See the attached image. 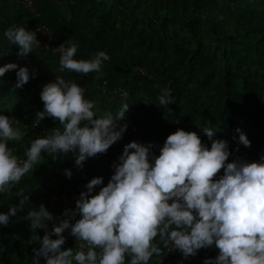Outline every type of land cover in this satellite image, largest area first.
Masks as SVG:
<instances>
[{"label": "clouds", "instance_id": "clouds-1", "mask_svg": "<svg viewBox=\"0 0 264 264\" xmlns=\"http://www.w3.org/2000/svg\"><path fill=\"white\" fill-rule=\"evenodd\" d=\"M3 35L19 47L18 57H27L40 46L36 32L24 26L9 27ZM59 48L61 68L79 74L99 72L110 59L104 51L76 59L77 45L72 41ZM11 70H16L13 90L35 76L27 66L9 62L0 66V77ZM84 92L61 76L44 84L43 110L37 112L33 127L46 117L58 121V126L35 138L25 159L8 146L23 138L21 122L0 114V195L11 194L25 176L33 175L42 154L53 159L61 153L75 154V165L82 169L87 159L105 154L122 138L127 124L120 121L129 104L124 103L115 115L110 111L98 115ZM158 100L159 105L170 104V89L161 88ZM215 131L202 129L211 141L209 147L196 131L178 128L167 136L158 155L152 142L133 140L113 163L107 184L102 176L89 180L75 207L64 210L63 219L44 204L28 210L25 219L31 222L32 233L44 230L42 237L32 236L39 243L34 254L45 257L46 264H149L153 256L163 255L161 245L179 250L185 258L215 246L218 254L204 264H264V154L259 160L229 161L228 142L213 139ZM236 131L239 143L250 147L247 135ZM65 174L72 176L70 169ZM15 196L19 203L0 212V225H7L28 204L29 195L22 189ZM48 222H53L51 230ZM65 230L77 241L75 251L62 249Z\"/></svg>", "mask_w": 264, "mask_h": 264}, {"label": "trees", "instance_id": "trees-1", "mask_svg": "<svg viewBox=\"0 0 264 264\" xmlns=\"http://www.w3.org/2000/svg\"><path fill=\"white\" fill-rule=\"evenodd\" d=\"M34 1L41 6L38 8L41 14L37 16L21 0H0V34L9 27L24 26L35 31V24L50 26L53 12L59 13L58 10L52 3ZM112 1L119 17L102 1L64 0V23L54 31L56 43H75L76 59H90L98 51L106 52L110 59L103 62L99 72L84 75L65 70L61 76L84 88L85 98L93 100L101 110L121 103L130 104L134 97L145 101L142 120L136 122L134 111L125 116L120 121L127 124L122 138L105 154L87 159L82 169L75 165V154L61 153L55 159L43 154L44 164L37 165L33 175L25 176L13 188L16 192L22 189L29 195L28 204H25L29 208L10 217L7 225H0V256L6 264H46L45 257L34 254L33 248H38L39 243L32 240L36 234L42 237L44 230L37 229L36 234L32 233L30 221L25 219L27 211L41 204L47 207L46 202L61 198L70 200L69 208H74L79 193L93 177L102 176L107 184L114 171L108 167L118 162L124 146L133 140L144 144L152 142V150L158 155L160 138L165 140L178 127L196 131L208 145L209 140L202 132L205 127L215 129L214 135L225 131L238 139L237 128L241 130L243 126L251 125L256 129L258 146L264 149L262 0ZM223 39L235 44L237 51L231 46L221 53L209 52L203 44L204 40H209L217 45ZM180 40L185 41L181 43ZM189 40H193L191 45ZM6 46L7 57L0 56V66L10 62L11 50H19L8 41ZM60 55L61 52L52 49L41 58L29 53L22 66H27L30 73L35 72V76L22 88L13 90L16 79L7 83L4 75L0 77L4 83L0 85V92L11 93L20 100L27 98L28 93L36 92L35 97L43 107L40 92L44 84L54 81L59 73L53 71L52 65H59ZM218 64L221 71H216ZM13 77L16 78V74ZM154 77L167 81L170 104L159 105L160 92L154 85ZM44 122L46 130L43 133L37 129L26 132L34 138V135L50 134L51 129L58 126L57 121L49 126L47 118ZM129 124L137 125L133 126L136 133ZM20 142L10 141L9 145L17 147L18 157L25 158ZM30 145L31 142L28 147ZM45 165L50 169L48 173L42 172ZM51 165L60 170L53 173ZM65 169L71 170V178L67 177ZM9 206L8 203L3 212H7ZM64 236L62 249L73 248L75 251L77 242ZM161 248L163 255L153 256L149 264H204L206 259L218 254L215 246L202 248L195 256L187 258L179 250L168 253L164 252L163 245Z\"/></svg>", "mask_w": 264, "mask_h": 264}, {"label": "rangeland", "instance_id": "rangeland-1", "mask_svg": "<svg viewBox=\"0 0 264 264\" xmlns=\"http://www.w3.org/2000/svg\"><path fill=\"white\" fill-rule=\"evenodd\" d=\"M97 1L104 2L106 8L110 9V11H112L116 16H118L117 11L114 9V3L112 0H97ZM262 1L263 2L261 3L260 6L264 7V0H262ZM41 2L44 4L52 3L56 7V9L58 10L59 13L53 12V20H52L50 26H45V25L40 26L38 24H35L33 26V30H35V32L37 34V39L40 41V46L34 48L32 53L38 55V58H41L43 54H48L50 49H52L54 52H58V53L60 52L59 46L61 45V43H56L54 31L57 30L60 25L61 26L63 25V23H64L63 18L65 16V12H63V10H62V6L64 5V0H41ZM21 3L24 4L27 8H29L31 10V12L34 14V16L41 14L38 10V8H41V6H39L34 0H21ZM183 41H185V40H180L181 43ZM192 43H193V40L190 41V45ZM6 44H7V40L5 39V37L2 34H0V56H2V57H7L6 54L8 52V49H7ZM203 44L206 47L207 51H209V52L215 51L216 53H218V52L221 53L224 49H226L228 47L230 48L231 46L235 52L237 51V46L235 44H233L232 42H228L224 39L221 40L219 43H217V45H216L215 41H209V40H204ZM18 51H19L18 49H15V51L11 50L12 53H11V55H9V59H10V62H15V63H17L18 66H22L24 63L25 57H18L16 55V53ZM52 66H53V71L55 73L59 72V73H57V76H61V72H63V71H61L59 68L60 64L57 66L53 64ZM139 70L144 71L141 68H139ZM216 71H221L220 64H218L216 66ZM13 74H16V70L8 71L5 74L7 83L11 84L16 79L15 77H13ZM144 74L146 75L145 71H144ZM3 84L4 83H3L2 79L0 78V85H3ZM154 85H155L157 91L160 92L161 88H167V81L165 80V78L154 77ZM36 94H37L36 92H30V93H28L27 98L20 100V99L16 98L11 93L0 92V111H1L0 114H5L4 112L6 111L5 115H8L9 117H15L17 120H19L21 122V124H20L21 130L25 134H24L23 138L20 140L21 142L20 141H17V142L21 143L24 152L28 148V144H30V142H32L35 137L39 136V135H36V136L34 135V138H33L32 135L30 136V133L28 134L26 132L27 129H31V131L33 132L34 129L30 125V120H35L37 112L43 110V107L39 103V99L37 97H35ZM136 99H137V97L132 98L133 102L130 104H129V102H126L127 104H129V108L126 112V116H129L130 114H132V111H134L136 113L134 119L136 120V122H138V121L142 120L141 116L144 115V112H145L144 110L146 109L147 103L145 101H138ZM123 104L124 103L109 107L107 110H103V109L101 110L96 105H95V108H96L98 115L103 114L106 111H110L115 115L120 110V108L122 107ZM44 120L45 119H43L40 122L39 126L36 128L37 130H41V133H43L46 130V125H45ZM54 121L55 120H53L51 118H47V122H49V126H52L53 124L55 125ZM57 124H58V121L56 122V125ZM133 126L137 127L136 124L135 125L129 124L130 129ZM241 131L244 132L247 135L248 139L251 141L250 147H245L243 144L239 143V141L236 137H233L231 134H229L225 131H219L218 133H216L214 135L213 139H224L228 142L229 150L231 152V155L229 156V161H231L237 157L243 158V159L248 160V161L259 160L260 156L262 154H264V149L259 147L257 144L256 129H254L251 125L250 126L247 125V126H243ZM203 135L205 136V138L208 139L206 134L203 133ZM164 141L165 140L161 137L159 148L162 147ZM210 144H211V141H209V144H208L209 147H210ZM8 146H11L10 148L13 149L14 154L19 156L18 155L19 153L17 154V147L16 146H12V145H8ZM42 156H44V155L42 154ZM43 160L44 159H42L41 164H44ZM112 165H113V163H112ZM112 165L109 166L108 168L112 167ZM51 170L53 173H57L58 170H60V167L55 165V166L51 167ZM49 171H50V169L47 165L42 167V172L48 173ZM34 188H36V186H34ZM14 192H16V191L12 190V193L9 194L8 196L7 195H0V212L4 211V207L6 205H8V203L10 205H15V204L19 203V197H16L14 195ZM46 204H47L48 210L55 217L61 219L64 217L63 216L64 210L66 208L70 207L71 201L66 199V198H61L60 200H56V199L50 200V201L46 202ZM28 208H29L28 205L24 206V210L28 209ZM34 208L38 209L39 207H34ZM20 212H24V211H20ZM78 218H79V216L76 217V219H78ZM52 227H53V222H50V223L48 222V229L51 230ZM63 234L68 235L71 238H75L70 234V230H65V232ZM0 264H6V262L4 261V258L1 256H0Z\"/></svg>", "mask_w": 264, "mask_h": 264}, {"label": "built area", "instance_id": "built-area-1", "mask_svg": "<svg viewBox=\"0 0 264 264\" xmlns=\"http://www.w3.org/2000/svg\"><path fill=\"white\" fill-rule=\"evenodd\" d=\"M59 49H60V48H59ZM59 68H60L61 71H65V70H66V69H62L61 66H59ZM143 72H144V71H143ZM121 94L123 95L124 92H121ZM33 122H34V120H30V125H31V127H33ZM37 127H38V126L33 127V129L35 130ZM132 130L136 133V128H135V127H132ZM20 159H24V158L20 157ZM162 252H163V250H162ZM164 252H168V253H176L177 250H170L169 248H165Z\"/></svg>", "mask_w": 264, "mask_h": 264}, {"label": "crops", "instance_id": "crops-1", "mask_svg": "<svg viewBox=\"0 0 264 264\" xmlns=\"http://www.w3.org/2000/svg\"><path fill=\"white\" fill-rule=\"evenodd\" d=\"M75 240V238H73ZM76 241V240H75ZM77 242V241H76Z\"/></svg>", "mask_w": 264, "mask_h": 264}]
</instances>
